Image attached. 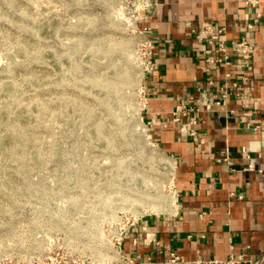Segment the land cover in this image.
Masks as SVG:
<instances>
[{
	"label": "rangeland",
	"instance_id": "obj_1",
	"mask_svg": "<svg viewBox=\"0 0 264 264\" xmlns=\"http://www.w3.org/2000/svg\"><path fill=\"white\" fill-rule=\"evenodd\" d=\"M132 0H0V264H118L172 204Z\"/></svg>",
	"mask_w": 264,
	"mask_h": 264
},
{
	"label": "crops",
	"instance_id": "obj_2",
	"mask_svg": "<svg viewBox=\"0 0 264 264\" xmlns=\"http://www.w3.org/2000/svg\"><path fill=\"white\" fill-rule=\"evenodd\" d=\"M255 2L152 0L140 16L152 64L142 114L171 161L173 194L168 212L126 226L123 260L264 264V0ZM208 31L243 41L247 58L228 51L227 65L210 63L220 55ZM176 107L186 111L174 121Z\"/></svg>",
	"mask_w": 264,
	"mask_h": 264
},
{
	"label": "built area",
	"instance_id": "obj_3",
	"mask_svg": "<svg viewBox=\"0 0 264 264\" xmlns=\"http://www.w3.org/2000/svg\"><path fill=\"white\" fill-rule=\"evenodd\" d=\"M132 1H135V3L137 4L138 6V12H139V19H140V16L142 15H148L150 11H152V8H153V3H152V0H132ZM256 4L255 0H248V5L250 7H254ZM140 22V20H139ZM146 31L147 29L142 27V32L144 33L147 41H146V46H147V69H146V73L145 75L149 74L152 70V64H151V61H150V57H151V43H150V40L147 38V34H146ZM208 36H209V40L210 42H215L216 43V50L215 52L217 54L220 55V58L215 60V61H212L211 58L209 57V62L210 63H214V62H223L225 65H227V54H228V51H233L235 53H238L240 54L243 58H247V53L248 51H250V48L248 47V45H246L243 41L239 42V43H235V44H231V45H226L224 44L222 41H219L218 40V32L217 33H214L212 31H208ZM225 78H228V75H224ZM231 86L234 88L236 87L235 83H231ZM142 92V98H141V102H142V107L144 106V98H143V93L144 91H141ZM223 97V96H222ZM215 105V104H213ZM185 108L183 107H176L174 112H173V117L174 118V121H177L178 118L176 117L177 115H181L183 116L185 114ZM137 219V218H136ZM136 219L132 220L131 222H129L127 225H130L132 222H134ZM126 228V227H125ZM125 228H123L117 239H116V249H117V254L119 255V262L118 264H134L133 261H130V260H123L121 257H120V252H119V244H120V239H121V236L125 230ZM178 259L177 257H174L171 255L170 259H169V262H176ZM178 262V261H177ZM180 262V261H179ZM181 263V262H180ZM38 264H42V263H38ZM44 264H54L53 261L49 258L47 259V261L44 263ZM184 264V263H182ZM209 264H217L215 261L214 262H210ZM222 264H239V261H235L233 260L232 258H229L227 261H225L224 263Z\"/></svg>",
	"mask_w": 264,
	"mask_h": 264
}]
</instances>
